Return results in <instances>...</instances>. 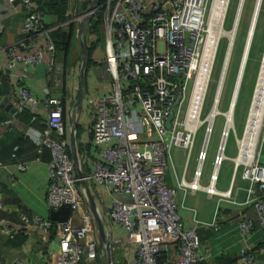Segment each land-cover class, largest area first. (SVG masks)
I'll return each instance as SVG.
<instances>
[{
	"label": "built area",
	"instance_id": "built-area-1",
	"mask_svg": "<svg viewBox=\"0 0 264 264\" xmlns=\"http://www.w3.org/2000/svg\"><path fill=\"white\" fill-rule=\"evenodd\" d=\"M18 1L24 9L21 31L29 50L19 54L13 48L8 49V66L20 63L33 67L41 62L42 53L52 65L55 57L52 41L46 34L41 35L45 18L42 10L31 0ZM228 1L105 0V13L101 18L105 30V56L98 65L90 67V72L99 84L107 83V88L102 94L86 100L92 107L86 149L90 167L82 170L81 177L75 173L67 151L61 99L47 93L36 95L25 85L17 87V107L26 104L36 112L42 105L45 110L40 128L32 131L36 143L46 146L50 153L46 165V206L56 209L66 204L69 208L67 219L61 222L19 213L22 224L51 229L58 236V249L43 264H78L83 259L93 261L96 258L95 227L90 212L83 207L85 199L80 180L103 186L108 196L102 221L109 264H113L112 252L118 248L122 249L124 264H197L210 257L208 247L200 242L196 232L198 226L207 223L196 218L193 208H186L188 219L179 215L178 207L182 205L178 204L174 188L165 183L164 174L167 160L171 162L170 149L181 148L185 159L176 187L183 193L187 189L202 190L216 197V203H236L230 197L229 188L217 190L214 186L223 158L224 141L232 129L233 108L229 107L232 109L231 128L225 131L227 117L226 112H222L224 121L208 181L204 185L197 181L213 118L220 113L215 108L208 120L216 100L200 118L215 49L221 36L229 39L223 34L228 30L222 27ZM219 6L223 7L219 25L224 32L208 46V14ZM144 12L147 15L143 17ZM177 91L180 95L174 104ZM169 113V126L165 127ZM201 126L202 141L193 177L186 180L185 169L196 131ZM244 129L245 123L243 132ZM263 146L264 114L253 155L247 159L238 148L243 155L239 160L242 164L240 176L247 181L239 203L252 208L254 219H240L237 227L244 238L249 236L253 223L257 224L261 232L260 253H264V165L259 162ZM16 167L22 170L26 164L19 161ZM214 224L212 221L209 225ZM113 225L122 230L123 240L115 236ZM1 229L5 233L10 231L6 224ZM101 245L105 249L104 244ZM170 247L175 257L169 260ZM160 254L165 256L162 261L157 259ZM238 260L239 264H264L256 260L247 247L239 250ZM12 264L26 263L15 259Z\"/></svg>",
	"mask_w": 264,
	"mask_h": 264
},
{
	"label": "crops",
	"instance_id": "crops-1",
	"mask_svg": "<svg viewBox=\"0 0 264 264\" xmlns=\"http://www.w3.org/2000/svg\"><path fill=\"white\" fill-rule=\"evenodd\" d=\"M143 1L150 2L152 0ZM257 1L258 0H255L254 2V10ZM78 2L79 0H69L68 4L67 14L70 16L69 21L74 23V43L71 45L72 49L69 55L65 56L67 63L65 69L66 76L65 79L62 80L61 66L59 75L56 71L57 61L63 58V56L59 54H57L58 60L54 61L52 65L48 63L46 54L42 53L41 62L33 67L23 66L20 63L15 64L13 67L8 66V49L13 48L14 52L24 54L29 50V44L21 31L24 17L22 5L18 0H13L12 2L0 0V98H5L4 102H0V264H12L15 259H21L26 264H43L46 259H48V256H51L53 253L49 251L46 246H48L55 236L53 230H45L42 227L32 224L24 225L19 218V213H23L28 217L36 215L50 219L49 209L45 202L47 182L46 165L50 159V153L46 146L36 143L32 131V129L40 128V119L44 116L45 110L42 105H39L36 112H33L27 105L25 106V104H23L22 106H18L17 110L10 112L8 104L12 103L17 105L18 103L16 90L19 85L27 86L36 95L47 93L64 100V116L62 120L64 123V137L69 157L72 160L69 133L71 121H74V151L76 153L78 168L82 172V170H88L90 167L86 160V149L88 148V140L90 139V127L89 129L83 128V120L87 118L86 116L88 114L91 115L92 107L87 104L86 100L88 97L102 94L107 88V83L99 84L96 82L92 75L90 76L89 69L86 81L83 85V95L79 109L77 111L75 110L73 103L76 96L78 68L81 60L80 49L77 39L75 38L76 22L80 20V16H77ZM89 2L90 0H88V3ZM88 3L85 6H87ZM85 6H83V8ZM252 12L254 13V11ZM145 14L147 15V12H144L143 17L146 16ZM51 20H53L52 16H46L45 23L49 24ZM56 26H59V24H54L51 28ZM46 30L47 28L44 29V31ZM44 31H42L41 35L46 34ZM104 41L105 33L102 40L103 50ZM92 54L93 51L91 53V58ZM92 60L100 62L98 59L92 58ZM232 90L233 86L230 91L228 89V91L225 92L223 100L221 101L223 90L220 89L217 99L218 103H216V109L220 113L217 115L223 116L222 111L225 110L226 112L229 110ZM235 98L236 97H234L233 102ZM231 111L232 109L226 113L231 114ZM234 115L232 129L228 131L224 141L223 158L217 169L214 186L217 190H226L229 188L230 197L234 199L236 203H229L228 201L216 203L215 200L214 206V196H210L199 189H187L184 193L181 192V197L177 200L178 204L182 205L178 207V213L182 218L188 219L189 212L186 208H193L196 218L198 216L197 219L199 221L207 223V225H200L196 228L200 242L206 245L210 251V257L204 262H201L203 264H214L213 260L221 255L228 256L231 259L229 261L230 264H239L238 252L243 247H247L248 251L256 260L264 261V253L258 251L261 241V232L257 224L255 222L253 223V228L249 236L244 238L239 233L237 227V221L240 219L249 218L253 221L254 212L250 206L241 205L239 203L244 197V188L247 186V181L240 176L242 164L239 163V159L242 158L243 155H240L238 152L239 146L236 143V139H238L240 129L241 133L239 136L242 138L245 129L243 132L244 124L240 125L242 128L236 127L240 123L237 111L234 112ZM227 119V128H231L230 117L227 116ZM247 119L248 117L246 120ZM76 124L79 125L77 130ZM214 156L215 153L212 156L211 164L213 163ZM19 161H23L26 164V167L22 170L16 167V163ZM234 165H236L235 168ZM182 169L183 165L179 176H177L174 169H172L175 186L176 180H178L182 173ZM194 169L195 166L189 171L186 166L184 173V178L185 175H188V178H185L186 180L192 179ZM210 171L211 169H209L207 176L204 175L202 177L200 169V174L197 178L198 183L202 185L206 184ZM167 185L172 187L170 184ZM86 186L93 198L96 212L98 216L102 218L104 207L108 199L105 188L90 182H87ZM83 207L89 211L86 203H84ZM212 221L215 223L214 226L209 225ZM3 224L9 227V233L2 231L1 228ZM112 228L115 236L123 240L122 230L115 225H113ZM96 238V262L83 259L78 264H106L105 249L101 247L102 242L97 233ZM168 251V259L170 260L175 257V253L172 247H170ZM117 255H119V253L113 256L114 261L118 259Z\"/></svg>",
	"mask_w": 264,
	"mask_h": 264
},
{
	"label": "rangeland",
	"instance_id": "rangeland-1",
	"mask_svg": "<svg viewBox=\"0 0 264 264\" xmlns=\"http://www.w3.org/2000/svg\"><path fill=\"white\" fill-rule=\"evenodd\" d=\"M238 2H239V0H229L228 1L227 9L225 11V15L223 18V24H222V27L224 30L230 29L231 24L234 20V14H235ZM254 2H255V0H242V2H241L239 15H238V19L240 18V20H241V25L239 27L235 28L234 33H233V37H235L237 32L238 33L241 32V34H239L234 45L230 47L229 55H228L226 63H225V67L223 70L224 73H223L221 86H220V89L223 90V95H222L221 101L223 100V96L225 95V92H227L228 89L230 91L231 87L234 85V80H235L234 75H236L235 72L237 71L236 68H238V64H239L238 61L240 60V57L242 54L243 42L246 39V35L244 36L243 32L248 27L249 19H250V16H251V13H252L253 7H254ZM87 3H88V0H84V5H86ZM97 5H98V3H96V6ZM96 9H98V7ZM103 13H105L104 7L101 10V18L103 16ZM88 22H89V19L85 21L84 28L88 24ZM84 28L82 29V34H81L82 37L86 36V34H85L86 31ZM101 29H102V31H100L101 36L99 37L100 43L95 45V47L93 48V54H92V58L98 59V60H103L104 56H105V51L102 49L103 48L102 40H103L104 33H105L103 23H102ZM227 33H225V34H227ZM238 33H237V35H238ZM88 38L90 40L92 39L91 36H88ZM222 43H220V45L217 44V48L215 49L214 61H213V65L211 68V73H210V78H209V82L207 85L206 94L204 96V105L202 107L200 118H203L208 113L209 108L213 102L217 82H218L219 75H220V72L222 71V67H223V59H224V54H225V49H226V47L223 46V44L225 45V43H223V44ZM255 51L256 52L254 53V56H258V57H256L254 59L253 68H251V70L247 73L246 78L244 79V84H245L244 87L245 88L243 89L241 101L236 107L234 106V109L237 111L239 121H240L239 125L236 127H240V128H242L240 125L244 124L246 118L248 117V112H249L248 109H249V106H250L251 101H252V95H253V92L255 90L257 74L259 73L258 70H259V66H260V60H261V57H262V54L264 51V38H263V46L261 47V50H255ZM60 66H61V63H59L57 61L56 71H57L58 75L60 72ZM84 72H85V68H84ZM91 73L92 72H90V76L92 75ZM87 74H88V72H87ZM248 87H249V89H248ZM217 103H218V100H217ZM217 108H219V107H217ZM235 110H233V112H232V117H233L232 121L233 122H234V116H235L234 111ZM222 112H225V110H223ZM228 114L229 113H227V116H228ZM263 114H264V111H263ZM90 116L91 115L88 114L86 116L87 118L85 120H83V128L89 129V127H90L89 121L91 118ZM88 118H89V120H88ZM223 121H224V116H221V115H216L213 118L211 131H210V134H209V137L207 140V144H206V150H205L206 156H205V159H204V161L202 163V167H201L202 177L204 175L207 176L209 169H211V165H212L211 160H212V156L214 155L217 144H218L219 135H220V131L222 128V122ZM202 126L200 128H198L196 131V136L194 139L193 148H192V151L190 153V157H189L188 162H187V170H189V171L192 170V168L195 166V155H196L197 150L200 148L201 141H202V134H203ZM240 133H241V129L239 131V135H240ZM237 135H238V133H237ZM239 135H238V139L239 138L241 139V137ZM258 135H259V130H258ZM257 138H258V136H257ZM262 148H264V146ZM169 155H170L171 162L169 160H167V169L165 171L164 181L166 184L172 185V188H174V190H175L176 199L179 200L181 197L180 194L182 191L181 190L179 191V189L175 186L173 175H172V169H174V172L176 173V175L179 176L183 162H184V159H185V152L181 148L172 147L170 149ZM219 177H220V175H219ZM185 178L187 179L188 175H185ZM213 200H214V206H215L216 197H213ZM197 218H198V216H197ZM118 251L122 252V249L121 248L115 249L114 250V256L116 253H118Z\"/></svg>",
	"mask_w": 264,
	"mask_h": 264
},
{
	"label": "trees",
	"instance_id": "trees-1",
	"mask_svg": "<svg viewBox=\"0 0 264 264\" xmlns=\"http://www.w3.org/2000/svg\"><path fill=\"white\" fill-rule=\"evenodd\" d=\"M33 5L38 7L39 9L42 10L44 14V23H43V29H46V35L49 37V39L52 41L53 47H54V61L58 60L57 59V54L63 56L61 60H58L59 63H61V77L62 80L65 79V69H66V59L65 56L69 55L72 43H74V23L72 21H69V15L67 14V9H68V4L69 0H31ZM104 2L105 0H98L97 3L98 9H95L92 15L89 18L88 24L85 26V34L86 36L82 37L83 44L86 49V61H85V72H84V82L86 81L87 78V72L89 71L90 67L93 65H96L98 62L95 60H92L91 58V53L93 51V48L95 45L99 44L100 42V36L102 31L101 26H102V21H101V10L104 7ZM83 6H85L83 4ZM46 16H52L53 20H51L49 24L45 23ZM54 24H59V26L52 27ZM241 25V20L240 18L238 19L236 23V27H239ZM235 27V28H236ZM247 30V29H246ZM246 30H244L243 34L244 36L246 35ZM237 31V30H236ZM238 33V32H237ZM235 35L232 39L231 46L234 45L236 39L238 38V35ZM88 36H91L92 39L90 40ZM263 38H264V0H260L257 13H256V18L254 21L251 37L249 40L245 60H244V65L242 68V73L236 93V98L235 102L233 105V110L234 106L236 107L240 101H241V96L243 94V89L244 87V79L247 76V73L253 68V61L256 57L254 56V53L256 52L255 50H261V47L263 46ZM225 43V45L223 43ZM220 43L223 44L224 47L227 45V39L225 37H221L218 41V44ZM223 54V53H222ZM239 62V61H238ZM237 70V68H236ZM236 74V72H235ZM235 77V75H234ZM249 89V87H248ZM249 92V91H248ZM61 99L62 103V118L64 116L63 113V103L64 100ZM236 111V110H235ZM234 111V112H235ZM233 112V111H232ZM235 117V116H234ZM79 127L78 124H76V130ZM68 151V150H67ZM259 162L264 165V148L261 149L260 151V157H259ZM119 255H117L118 259L116 261L113 260L114 256V251L112 252V261L113 264H124V256L120 251H118ZM165 258L163 254H160L157 259L158 261H162ZM96 259V258H95ZM95 259L93 261H95ZM231 259L226 256V255H221L215 260H213L214 264H225L229 263ZM96 262V261H95ZM94 262V263H95ZM197 264H203L201 262Z\"/></svg>",
	"mask_w": 264,
	"mask_h": 264
},
{
	"label": "water",
	"instance_id": "water-1",
	"mask_svg": "<svg viewBox=\"0 0 264 264\" xmlns=\"http://www.w3.org/2000/svg\"><path fill=\"white\" fill-rule=\"evenodd\" d=\"M83 1L84 0H79V2H78L77 16H80V20L76 22V26H75V38L77 39L78 46H79L80 53H81V60L79 63V68H78V84H77V89H76L75 100L73 103L76 111L79 109L80 102H81L82 95H83L84 68H85V61H86V49H85V46L83 44L81 34H82L83 25H84L85 21L90 18L92 12L94 11V8L96 7V3L98 0H90L88 5L85 6L84 8H83ZM241 2H242V0L238 2L237 8H236V11L234 14V20H233L231 28L229 30V31H232V35L234 33L236 23L238 20ZM259 3H260V0L258 1V5H259ZM257 9H258V6L256 8L255 14L257 13ZM253 11H254V7H253ZM255 14H253V12H252V15L250 17V23H249V27L247 30L246 39L244 42L242 54H241L242 57H240L237 72H236L237 74H236L235 80H234L233 90H232V94H231L232 97L230 99V105H229L230 108H232V106L234 104L233 100H234V97L237 93V89H238V85H239V81H237V79L239 77V74L241 75V72H242L243 62H244L243 58L247 52L249 40L251 37V33H252L254 21H255ZM231 43H232V36L229 39H227V45H226L224 60H223L224 66L222 67L223 70H224L225 63H226L225 61L227 60V57L229 55ZM223 73H224V71L220 72L219 79H218L217 86H216V90L214 93L215 97H214L213 102H216V100H217V95H218L219 90H220ZM179 95H180V93H179V91H177V94H176V97L174 100V104L177 103ZM4 101H5V98H0V102H4ZM25 106H26V104H25ZM8 107H10V112L17 110L16 104H12V103L10 104L9 103ZM170 117H171V113H169L165 119V122H164L165 127L169 126ZM74 126H75V122L71 121V128H70V133H69V145H70V149H71V158H72V162L74 163L76 173L79 177H81L82 173L78 168V165L76 162V153L74 151ZM80 186L83 189L85 203L87 204L89 211L91 213L92 220L94 222V226L96 229V233L102 242L101 244H104V248L106 251V253H105L106 254V264H109L110 258H109V253H108V249H107V244H108L107 243V236L104 233V226H103L102 218H100V216H98V214L96 212L93 198H92V196H91V194H90V192L86 186V183L84 181L80 180ZM68 215H69V208H68V205H66V204H62L59 207H57L56 209H49V217L53 221H58V222L65 221L67 219ZM46 247L49 249V251L55 252L58 249V236L55 235L54 238L50 241V243Z\"/></svg>",
	"mask_w": 264,
	"mask_h": 264
},
{
	"label": "bare ground",
	"instance_id": "bare-ground-1",
	"mask_svg": "<svg viewBox=\"0 0 264 264\" xmlns=\"http://www.w3.org/2000/svg\"><path fill=\"white\" fill-rule=\"evenodd\" d=\"M259 1V0H258ZM255 6L254 13L256 12V8L258 5ZM222 6H219L218 9H211L208 14V19H209V26H208V36H207V45L212 46L213 40L221 34V32H224L220 28V20L222 16ZM256 18V14H255ZM228 32V33H227ZM226 34L227 37L232 36V31H225L224 34ZM208 51V48L207 50ZM246 56V54H245ZM244 56V58H245ZM243 58V60H245ZM226 62V61H225ZM244 65V62H243ZM224 66V62H223ZM223 71V68H222ZM257 74V80L255 84V90L252 95V101L250 104V109H249V114H248V119L246 120V127H245V132L242 136L241 139H238V146H239V152L244 153L246 155L247 159H249L255 150V144L258 136V130H259V125L261 124L262 121V116H263V111H264V51L260 60V66ZM242 73V72H241ZM241 75L239 74V77L237 81L240 80ZM236 97V95H235ZM235 102V101H234ZM234 105V104H233ZM216 108V104L213 103L209 114H208V120L210 121L211 116L213 115L214 111ZM230 110V109H229ZM227 110L226 112H228ZM231 114H228V117ZM227 117V113H226ZM228 121V119H227ZM227 121H226V126L224 128V131L229 129L227 128ZM239 156V155H238ZM239 159V158H238ZM240 160V159H239Z\"/></svg>",
	"mask_w": 264,
	"mask_h": 264
}]
</instances>
